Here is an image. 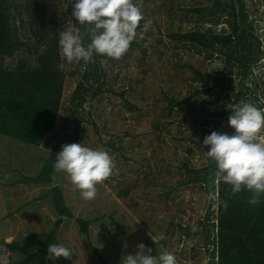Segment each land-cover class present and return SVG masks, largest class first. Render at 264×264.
Returning <instances> with one entry per match:
<instances>
[{"label": "rangeland", "instance_id": "rangeland-1", "mask_svg": "<svg viewBox=\"0 0 264 264\" xmlns=\"http://www.w3.org/2000/svg\"><path fill=\"white\" fill-rule=\"evenodd\" d=\"M57 3L55 17L60 34L73 27V4L62 0ZM134 3H141L144 13L135 44L119 60L106 56L101 59L106 74L105 90L84 104L81 131L74 142H67L107 151L118 171L97 185L95 199L84 200L67 175L54 168L53 184L61 186L65 203L73 214L72 218L63 217L54 241L72 250L73 256L51 260L48 254L46 264H122L123 256L136 252L138 243L148 247L154 241L161 250L156 256L171 252L177 264H208V253L200 236H180L178 228L165 232L170 220L192 227L197 225L208 209L209 193L198 183L177 186L168 196L161 192L177 185L189 166L199 168L206 163L204 151L209 146L203 140L209 135L206 131L213 130L212 117L221 109V102L230 91L224 90L222 100L209 104L203 102L213 97L198 94L166 115L165 92L179 98L188 96L192 91L190 85H195L194 69L209 73L221 61L216 56L208 59L205 52L187 44L167 40L168 32H184L202 25L206 27L208 23L170 7L172 0H134ZM180 4L187 5V0H180ZM247 8L250 18H257L254 24L264 51V0H249ZM148 19L153 22L152 29L143 32V24ZM213 27L220 29L223 24ZM142 47L146 49L145 56ZM60 58L66 73L62 106L44 141L30 146L0 137V239L5 243L22 241L28 249H34L40 235L51 230L56 214L49 199L43 196L44 186L21 178L37 174L43 160L55 150L56 134L60 137L68 131L62 127L63 107L80 78L79 74L72 73L78 63H68L61 55ZM259 66L253 77L258 82L256 90L261 104L258 108L264 110V55ZM234 80L237 82V78ZM129 104L132 109L128 108ZM260 138L264 140V133ZM100 215L106 221L102 224L92 221L87 233L80 230L75 219L92 220ZM111 216L120 229L127 230L125 236ZM161 234L165 237L163 240H152L151 237ZM19 255L10 249L11 263Z\"/></svg>", "mask_w": 264, "mask_h": 264}, {"label": "trees", "instance_id": "trees-1", "mask_svg": "<svg viewBox=\"0 0 264 264\" xmlns=\"http://www.w3.org/2000/svg\"><path fill=\"white\" fill-rule=\"evenodd\" d=\"M58 1L0 0V137H7L16 143L40 145L53 129L62 106L61 93L66 73L59 67L62 60L55 17ZM209 1L208 4H202L198 0H187V5H182L180 0H172L170 5L184 11L185 15L197 17L201 23H208V26L202 25L184 32H168L167 40L203 51L206 58L211 60L216 56L221 65L205 74L194 69L195 85H190L192 91L184 98L165 92V114L170 115L175 108L198 94L213 97L203 102L209 104L222 100L221 93L229 90V94H225V101L221 102V109L212 117V131L232 135L235 130L228 125V117L232 114L228 106L241 101L252 103L257 108L261 105L256 90L258 82L254 80L253 72L260 67L264 51L257 24H254L257 18L249 16V0ZM71 3L74 4L75 0H71ZM73 22V26L85 33L83 43L86 46L91 40L92 34L87 31L90 26L79 25L74 17ZM217 24L226 26L214 28L213 25ZM141 51L145 56L146 49L142 47ZM103 57L94 54L91 62L85 64L80 61L72 72L79 74L80 78L70 94L68 104L63 107L65 114L62 127L68 131L73 129V133L68 134L67 131L60 137L56 134L55 150L43 160L38 173L21 178L25 182L44 186L43 196L46 195L53 205L56 218L51 230L40 235L34 249H28L22 241L6 243L12 251L20 254L12 264H46L48 245L55 243L54 235L63 217H73L65 203L61 186L53 184L54 163L64 142L77 139L84 117V104L105 90L106 74L100 63ZM235 78L237 82H234ZM251 82L253 86H250ZM128 108L132 109L133 106L129 104ZM211 132L206 131L207 134ZM185 170L177 185L164 190L161 195H170L177 186L198 183L207 193H218L220 202L210 201L204 218L193 227L170 220L165 233L178 228L180 236H200L201 244L208 253V264H264V195L258 204L252 205L248 202L249 192L230 194L229 185L223 182L217 184L215 164L211 161L202 167L189 166ZM110 218L112 222L116 221L113 216ZM75 219L83 233L88 232L92 221L101 224L106 221L104 215L92 220ZM116 226L120 229L118 222ZM120 230L125 236L127 230ZM0 242L4 243L2 239ZM148 247L152 249L153 256L161 252L155 241L148 243Z\"/></svg>", "mask_w": 264, "mask_h": 264}, {"label": "clouds", "instance_id": "clouds-1", "mask_svg": "<svg viewBox=\"0 0 264 264\" xmlns=\"http://www.w3.org/2000/svg\"><path fill=\"white\" fill-rule=\"evenodd\" d=\"M71 15L79 25L91 26L87 31L92 35L85 46V33L81 28L73 26L60 32V55L68 63L83 61L87 64L94 54L121 59L136 39L137 29L144 20L142 4L134 3V0H75ZM152 25V20L148 19L142 31H149ZM59 67L63 68V65ZM228 108L232 110L228 125L235 130L234 134L212 131L206 135L203 144L209 147L204 151L205 162L215 164L217 184L229 185L230 194L249 192L248 202L256 205L264 195V140L260 138L264 133V110L245 101ZM54 168L67 175L84 200L95 199L97 185L118 171L114 158L107 151L81 143L62 145V150L56 154ZM208 199L220 202L218 193H210ZM151 238L154 241L165 237L161 234ZM135 247V254L123 256L122 264H177L176 256L171 252L153 256L152 249L144 243L140 242ZM48 254L51 260L60 257L72 259L73 251L63 244L54 243L48 245Z\"/></svg>", "mask_w": 264, "mask_h": 264}, {"label": "built area", "instance_id": "built-area-1", "mask_svg": "<svg viewBox=\"0 0 264 264\" xmlns=\"http://www.w3.org/2000/svg\"><path fill=\"white\" fill-rule=\"evenodd\" d=\"M0 264H12L10 258V248L5 242H0Z\"/></svg>", "mask_w": 264, "mask_h": 264}]
</instances>
